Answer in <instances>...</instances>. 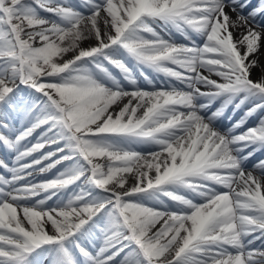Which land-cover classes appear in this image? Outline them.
I'll list each match as a JSON object with an SVG mask.
<instances>
[{
	"label": "snow or ice",
	"instance_id": "obj_1",
	"mask_svg": "<svg viewBox=\"0 0 264 264\" xmlns=\"http://www.w3.org/2000/svg\"><path fill=\"white\" fill-rule=\"evenodd\" d=\"M258 154L264 0H0V264H264Z\"/></svg>",
	"mask_w": 264,
	"mask_h": 264
},
{
	"label": "bare ground",
	"instance_id": "obj_2",
	"mask_svg": "<svg viewBox=\"0 0 264 264\" xmlns=\"http://www.w3.org/2000/svg\"><path fill=\"white\" fill-rule=\"evenodd\" d=\"M178 41H179V42H183V38H182V37H179V38H178ZM254 74H258V70H257V72L254 73ZM227 115H232V113L229 111V113H227ZM240 115H242V113H241ZM234 119H239V115L235 116ZM251 120H254V122H253L254 124L258 123V119H256V118H250L249 121H251ZM259 155H264V154H258V156H259ZM54 199H55V198H54Z\"/></svg>",
	"mask_w": 264,
	"mask_h": 264
},
{
	"label": "rangeland",
	"instance_id": "obj_3",
	"mask_svg": "<svg viewBox=\"0 0 264 264\" xmlns=\"http://www.w3.org/2000/svg\"><path fill=\"white\" fill-rule=\"evenodd\" d=\"M54 199V198H53ZM54 201H50L49 203H53Z\"/></svg>",
	"mask_w": 264,
	"mask_h": 264
}]
</instances>
